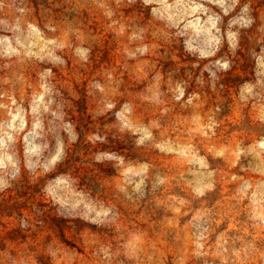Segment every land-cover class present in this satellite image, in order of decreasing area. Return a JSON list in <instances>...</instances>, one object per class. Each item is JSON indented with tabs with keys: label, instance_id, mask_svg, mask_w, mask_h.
<instances>
[{
	"label": "clouds",
	"instance_id": "clouds-1",
	"mask_svg": "<svg viewBox=\"0 0 264 264\" xmlns=\"http://www.w3.org/2000/svg\"><path fill=\"white\" fill-rule=\"evenodd\" d=\"M81 13L103 30H88ZM101 32L134 67L160 69L142 84L147 120L136 104L116 101V68L105 70L106 84L94 85L104 97L96 115L110 113L115 122L107 127L131 138V148L111 151L103 148L107 134L85 138L98 153L81 157L87 167L114 162L115 182L103 198L66 167L79 136L58 87L70 64L81 83ZM241 57L249 62L238 68ZM173 63L183 74L178 68L165 79ZM29 66L39 71L29 77ZM0 69H7L0 76V198L25 183L40 197L28 202L35 211L20 217L19 236L0 244V264H264V0H48L43 7L0 0ZM63 83L69 97L91 86L88 79L79 89ZM228 83L235 87L221 95ZM177 116L184 119L169 126ZM217 162L226 166L223 175ZM147 206L162 210L159 239L138 222ZM77 219L94 226L84 228L80 243L68 241L62 227ZM49 220L59 234L47 229L40 241ZM109 226L114 243H102L96 232Z\"/></svg>",
	"mask_w": 264,
	"mask_h": 264
},
{
	"label": "rangeland",
	"instance_id": "rangeland-1",
	"mask_svg": "<svg viewBox=\"0 0 264 264\" xmlns=\"http://www.w3.org/2000/svg\"><path fill=\"white\" fill-rule=\"evenodd\" d=\"M37 2L43 7L48 3V0H37ZM53 5L64 6L65 0H52ZM69 9V13H70ZM69 13H64L63 15H69ZM77 19L82 20L88 30L93 31H102V25L97 27L98 21L94 17H85L83 13H81ZM101 45L94 49L93 53V61L92 65H89L88 72H85L80 77V84H77L73 72L71 64L67 69H64L58 76L61 83L58 87L61 88L63 92V97L65 100L64 111L69 115L73 116L75 122L77 123V133L79 139L74 146V154L70 153V162L66 165L69 169H74L73 177L77 180L78 183H81V187L84 188L86 192H91L94 197L103 198L106 195L109 186L113 185L115 182V177L111 174V171H114L112 161H103L98 162L96 167H87L86 164L90 163V161H82V156H88L90 159H94L95 155L98 154L96 150L93 149L91 142L85 143V138L88 134L95 133L99 130V134L104 135L107 134L109 143L103 146L105 151L115 150L117 146L121 143H127L129 148H131V138L127 135L120 134L115 128L107 127L115 122L114 116L110 113L108 116L104 115H96V110L99 107H102L104 97L103 94L99 92L98 89L95 88V83L99 82L101 84H106L107 79L104 76L105 70H111L112 68L117 69V76L119 77V93L115 97L116 101L119 103L123 101H130L137 105V115L142 120H147L152 116V110L149 105L140 102V96L143 92L142 84L147 83L151 75H154L156 71H159V67H153L149 65L143 68L134 67L132 62L125 61L124 57L119 54V50L114 48V40H110V37L107 34L101 32ZM74 42L75 37L71 38ZM259 51V49H257ZM59 54V53H58ZM249 61L246 58L241 57V59L237 60V67L240 68L242 65L247 64ZM163 63V60L160 61ZM155 64V61H153ZM179 68L180 74H183V67L178 66L173 63L169 67L164 69L162 74L165 75V79L167 78L166 73L175 72ZM39 69L36 66H29L25 69L26 75L30 77L32 72H38ZM83 71V70H81ZM7 72V69H0V76H3ZM207 73L205 76L207 77ZM237 76H246L247 71H238L236 73ZM95 76V79L92 77ZM91 81V86L82 90L81 93L77 96L69 97L67 91V85L63 82H68L72 84L75 88L79 89L82 86V83L86 80ZM219 89V85L217 86ZM235 87V83L226 84L224 89L220 90L221 95L223 93L231 91ZM77 108L79 109L77 111ZM237 116L239 113L237 112ZM183 116H177L169 121V126L177 123L179 120H183ZM83 129V131H81ZM113 136L116 139H113ZM131 155H137L135 152H131ZM138 154L141 157L148 156L152 159L158 158L153 153L139 151ZM81 160L78 164L77 161ZM217 166L222 169L221 174L223 175L227 169L226 166L217 162ZM171 167V165H169ZM97 169H108L110 171H98ZM86 185V186H85ZM174 187V186H173ZM179 191L178 189H175ZM225 191H227V186L225 185ZM40 197L33 190L31 185L27 183L23 184L19 190L14 193L12 196L7 198H0V244H3L5 241H9V237H18L20 232L23 229L20 227L19 220L20 217L24 215L25 212L29 214L34 213V209L28 203L31 201L33 204L38 203ZM60 212L64 214V216H68L67 209H60ZM144 217H138V222L142 223L146 226V229L154 233L153 238L159 239V216L162 215V210L156 209L154 206H147L144 209ZM50 215H56L55 212L45 213V218ZM151 218V219H150ZM153 219H156V222L153 223ZM125 225H127V221H124ZM65 235L68 241H75L76 243H80V233L84 230L85 227L94 228V226L88 225L87 221L79 220L70 221L66 224H63ZM47 229H51L57 235L59 234V229H56L54 225H51L50 220L47 222L46 229L43 230L39 235V240L43 241L44 238L49 235V231ZM30 231V229H29ZM89 235L92 234V231H89ZM35 239L36 234H32ZM96 236L98 240L102 243L113 242L115 240V230L114 227L109 226L107 231L99 230L96 232ZM17 245L22 243L19 239L15 241ZM39 246V244L37 245ZM171 245H167L170 247ZM91 253L89 252L85 261L89 259ZM193 264L195 262L193 261Z\"/></svg>",
	"mask_w": 264,
	"mask_h": 264
}]
</instances>
